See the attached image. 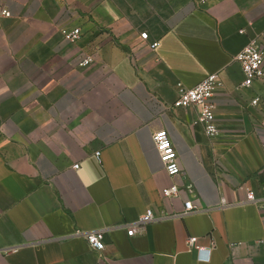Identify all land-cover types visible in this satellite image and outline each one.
I'll list each match as a JSON object with an SVG mask.
<instances>
[{"label": "crops", "instance_id": "0c3cea01", "mask_svg": "<svg viewBox=\"0 0 264 264\" xmlns=\"http://www.w3.org/2000/svg\"><path fill=\"white\" fill-rule=\"evenodd\" d=\"M2 9L0 247L11 250L0 264H264V202L247 201V187L264 197V83L243 86L235 60L253 37L264 49V0H0ZM63 27H81V39L66 41ZM216 71L220 133L210 138L196 107L173 102L179 83ZM159 129L178 154L177 197L162 195L175 179L152 139ZM187 199L199 210L175 216ZM147 208L162 217L131 235ZM95 229H106L104 251L83 234ZM192 236L207 250L190 247Z\"/></svg>", "mask_w": 264, "mask_h": 264}, {"label": "built area", "instance_id": "2783aa9c", "mask_svg": "<svg viewBox=\"0 0 264 264\" xmlns=\"http://www.w3.org/2000/svg\"><path fill=\"white\" fill-rule=\"evenodd\" d=\"M0 15L9 16L10 12L6 9H2ZM61 33L66 41L70 43L77 42L83 35L81 27L67 28L63 27ZM143 40H148V31H143L140 34ZM159 42L154 41L150 44L152 49L158 46ZM235 60L239 62L242 72L244 74V81L242 85L245 87L251 86L256 81L264 83V49L261 43L260 36H256L250 39L245 47L235 55ZM93 61V55H85L78 63L79 66H87ZM224 82L220 71L212 72L208 74L204 79L198 82L192 87H186L179 83L178 96L173 102L175 108H197V120L202 123L206 134L210 138L217 137L220 133L219 125L216 121L215 114V94L222 90ZM259 98L256 97L252 100V103L256 105ZM153 142L159 153L162 167L166 172L175 179V181L162 189V195L164 197H177L181 193V186L177 181L181 167L178 160V154L174 147V144L170 138V135L166 129H159L152 135ZM99 158L100 152H96ZM80 163L73 165L74 169H78ZM247 201L252 203H263L264 197L258 196L256 192L247 187ZM225 199L221 200L220 206H230ZM199 210V206L192 200H185V208L182 213L175 216H183ZM162 216H157L152 208H147L139 219L132 223H128V231L131 235L145 231L146 227L153 221L160 219ZM91 249L97 251H104L106 249V229H95L83 232ZM197 237L192 236L188 239L190 247L198 250H207V248L196 245ZM11 247H0V252L6 253L10 251ZM209 249V248H208Z\"/></svg>", "mask_w": 264, "mask_h": 264}]
</instances>
